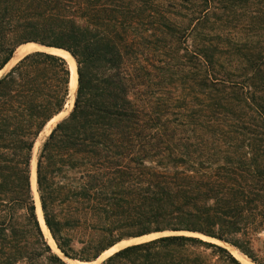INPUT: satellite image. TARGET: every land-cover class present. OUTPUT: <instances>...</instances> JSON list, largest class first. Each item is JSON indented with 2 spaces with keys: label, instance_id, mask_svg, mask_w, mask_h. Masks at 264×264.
<instances>
[{
  "label": "trees",
  "instance_id": "1",
  "mask_svg": "<svg viewBox=\"0 0 264 264\" xmlns=\"http://www.w3.org/2000/svg\"><path fill=\"white\" fill-rule=\"evenodd\" d=\"M28 43L77 64L37 160L62 254L32 160L71 69L34 52L0 76V264L158 233L103 264H264V0H0V73Z\"/></svg>",
  "mask_w": 264,
  "mask_h": 264
},
{
  "label": "water",
  "instance_id": "2",
  "mask_svg": "<svg viewBox=\"0 0 264 264\" xmlns=\"http://www.w3.org/2000/svg\"><path fill=\"white\" fill-rule=\"evenodd\" d=\"M29 45H36L37 47H39V49H37V50H33V51H30V52H27L26 54H24L21 58H19L18 60H17V62L19 61V60H21L22 58H24V57H26L27 55H29V54H32V53H34V52H46V53H50V54H55V55H59V54H57L56 52H54V51H65V50H63V49H59V48H54V47H48V46H44V45H40V44H37V43H28V44H24V45H21L20 47H18L17 48V50H16V52H15V54H14V57H13V59L11 60V62L15 59V57H16V55H17V53H18V51L21 49V48H24V47H27V46H29ZM65 52H67V51H65ZM69 53V52H68ZM70 54V53H69ZM59 56H61V55H59ZM62 57V56H61ZM11 62L7 65V67L0 73V76H2V74H4L6 71H9L12 67H14L15 66V64L17 63V62H15V64H13L11 67H10V64H11ZM77 65V64H76ZM8 67H10L9 69H8ZM77 87H78V72H77ZM76 92H77V88H76ZM74 105V104H73ZM62 113V112H61ZM60 113V114H61ZM59 115V114H58ZM57 115V116H58ZM65 118H63V119H61L58 123H60V122H62L63 120H64ZM57 123V124H58ZM56 124V125H57ZM46 128V127H45ZM54 129V128H53ZM52 129V130H53ZM45 130V129H44ZM52 130L50 131V133H49V135L51 134V132H52ZM44 132V131H43ZM48 135V136H49ZM36 185H37V166H36ZM38 194V193H37ZM39 197V196H38ZM39 201H40V198H39ZM40 206H41V202H40ZM41 211H42V207H41ZM43 213V212H42ZM43 220H44V216H43ZM44 224H45V226H46V223H45V220H44ZM46 228H47V226H46ZM48 229V228H47ZM49 230V229H48ZM50 232V231H49ZM51 235V234H50ZM163 235H166V233H158V234H153V235H146V236H141V237H137V238H132V239H128V240H124V241H121L120 243H118V244H121V243H123V242H132V241H136V240H142V241H140V242H135V243H132V244H129V245H127V246H124V247H122V248H120V249H118L117 251H115L114 253H112V254H110V255H108V256H104L105 255V253L106 252H108V251H106V252H104L103 254H101L98 258H96L95 260H93V261H85V262H82V261H76V262H78V263H80V264H103L109 257H111L112 255H114L115 253H117L118 251H120V250H122V249H124V248H126V247H128V246H131V245H135V244H140V243H143V242H147V241H150V240H153V239H155V238H158V237H160V236H163ZM52 237V236H51ZM53 239V238H52ZM143 239H145V240H143ZM54 241V240H53ZM218 243H220V244H224V243H222V242H220V241H218ZM117 244V245H118ZM56 245V244H55ZM117 245H115V246H117ZM114 246V247H115ZM57 247V246H56ZM114 247H112V248H114ZM111 248V249H112ZM57 250L59 251V249H58V247H57ZM60 252V251H59ZM60 254H62L61 252H60ZM67 261H69L70 259H67L66 257H64ZM70 261H72V262H75L74 260H70Z\"/></svg>",
  "mask_w": 264,
  "mask_h": 264
},
{
  "label": "rangeland",
  "instance_id": "3",
  "mask_svg": "<svg viewBox=\"0 0 264 264\" xmlns=\"http://www.w3.org/2000/svg\"><path fill=\"white\" fill-rule=\"evenodd\" d=\"M17 62V61H16ZM76 62V61H75ZM13 64H15V63H13ZM12 64V65H13ZM11 65V66H12ZM10 66V67H11ZM77 66V65H76ZM10 67H8V69L10 68ZM77 88V87H76ZM74 93L76 94V91H74ZM71 94V97L69 98V101H68V103H67V105H66V107H65V109H64V112L62 113V114H60V116H58L57 118H55L54 119V121H52L51 122V124L48 126L47 125V127L45 128V130H44V132L41 134V136H40V138H39V140H38V142H37V144H36V146H35V149H34V152H33V160H32V167L33 166H35V169H36V166H37V160H38V155H39V151H40V148L42 147V145H43V143H44V141L46 140V138L48 137V135H49V133H50V131L56 126V124L61 120V119H63V118H66L68 115H69V113L72 111V108H73V104H74V100H75V94ZM54 122V123H53ZM32 170H33V168H32ZM34 190H35V192H36V195L37 196H39L37 193V185H36V187L34 188ZM35 192H34V194H35ZM36 195H35V199H36V206H37V214H38V216H39V219H40V221H41V226H42V223H44V220H43V213H42V211H41V206H40V201H39V197H37L36 198ZM45 225V224H44ZM43 229V228H42ZM44 232V231H43ZM45 234V233H44ZM46 236V235H45ZM47 238V237H46ZM47 240H48V238H47ZM143 240H145V239H143ZM140 241H142V240H136V241H132V242H127V244H118V245H121V247L120 248H122V247H124V246H127V245H129V244H132V243H135V242H140ZM48 242H49V240H48ZM54 242V241H53ZM124 243V242H123ZM49 244H50V242H49ZM51 245V244H50ZM117 245V246H118ZM52 246V245H51ZM233 253H234V255H236L244 264H253L249 259H247L245 256H243L241 253H239V251H237L235 248H233V247H231V246H229V245H226ZM54 246H52V248H53ZM56 247V246H55ZM120 248H118V249H120ZM57 248H53V250L56 252V253H59L60 254V252L58 251V250H56ZM117 249V250H118ZM116 251V250H115ZM114 252V251H113ZM69 262V261H68ZM69 263H71V264H75V262H69Z\"/></svg>",
  "mask_w": 264,
  "mask_h": 264
},
{
  "label": "bare ground",
  "instance_id": "4",
  "mask_svg": "<svg viewBox=\"0 0 264 264\" xmlns=\"http://www.w3.org/2000/svg\"><path fill=\"white\" fill-rule=\"evenodd\" d=\"M39 49V47H37L36 45H29L27 47H24V48H21L15 59L11 62L10 66L15 63L19 58H21L24 54H26L27 52H30V51H33V50H37ZM56 52L57 54L61 55L63 58H65L70 66V69H71V82H70V93L73 94L74 91H76V87H77V66H76V62L74 60V58L68 53V52H65V51H54ZM75 94V93H74ZM60 116V115H59ZM56 120V119H55ZM54 121V120H53ZM55 122V121H54ZM53 122V123H54ZM51 123L48 124V126L50 125ZM33 170H32V184H33V188L36 187V169H35V166L32 167ZM41 222V221H40ZM42 228H43V231L46 235V237L48 238L50 244L52 246H54L53 248H57L55 247V242H53V239L50 235V232L49 230L46 228V226L44 225V223H42ZM121 244H127V242H124V243H121ZM121 245H118V246H115L114 248L110 249L108 252L105 253L104 256H108L112 253L115 252V250L117 251L118 248H120ZM57 250V249H56ZM114 251V252H113ZM69 262H71L69 260ZM75 264H80L78 262L75 261Z\"/></svg>",
  "mask_w": 264,
  "mask_h": 264
}]
</instances>
